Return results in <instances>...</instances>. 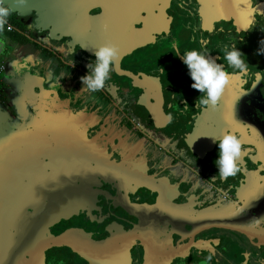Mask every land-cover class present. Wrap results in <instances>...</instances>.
Segmentation results:
<instances>
[{
    "label": "flooded vegetation",
    "instance_id": "flooded-vegetation-1",
    "mask_svg": "<svg viewBox=\"0 0 264 264\" xmlns=\"http://www.w3.org/2000/svg\"><path fill=\"white\" fill-rule=\"evenodd\" d=\"M150 1L0 7V264H264V0Z\"/></svg>",
    "mask_w": 264,
    "mask_h": 264
},
{
    "label": "crops",
    "instance_id": "crops-1",
    "mask_svg": "<svg viewBox=\"0 0 264 264\" xmlns=\"http://www.w3.org/2000/svg\"><path fill=\"white\" fill-rule=\"evenodd\" d=\"M5 27L6 26H4V25H0V40H2V44L4 42L5 45H8L11 43V39L13 38V34L9 31H7L5 29ZM16 56H17L16 53L12 54L9 52H5V53H3V55L0 56V63L5 64V66L7 67V70L5 71L6 73H13V71L15 73V71L18 70V68L20 67V65L18 64V61H17L19 57H16ZM0 82H2L4 87H6L8 92H9V90H11L10 76H6L3 73L2 80Z\"/></svg>",
    "mask_w": 264,
    "mask_h": 264
},
{
    "label": "water",
    "instance_id": "water-1",
    "mask_svg": "<svg viewBox=\"0 0 264 264\" xmlns=\"http://www.w3.org/2000/svg\"><path fill=\"white\" fill-rule=\"evenodd\" d=\"M25 0H0V7H3L5 8V10H7L8 12H11L12 10V7H14V4H17L20 9H22V5H25L23 4ZM163 1V0H162ZM149 2H153V1H150V0H145V3H149ZM3 54V45H2V40H0V56ZM4 74L6 76H11V73H6L4 72ZM20 78V77H19ZM21 81H23V83L21 84L22 86H20L24 92V94H26V90L28 89L29 90V83H27L26 81H24L23 77L20 78ZM33 89V88H32ZM39 90L40 88L36 85L35 86V90ZM6 134V136L4 135ZM7 138L8 137V132L7 130L6 131H0V138L3 139V138Z\"/></svg>",
    "mask_w": 264,
    "mask_h": 264
},
{
    "label": "built area",
    "instance_id": "built-area-1",
    "mask_svg": "<svg viewBox=\"0 0 264 264\" xmlns=\"http://www.w3.org/2000/svg\"><path fill=\"white\" fill-rule=\"evenodd\" d=\"M2 68H3V66L1 65V66H0V71L2 70Z\"/></svg>",
    "mask_w": 264,
    "mask_h": 264
}]
</instances>
